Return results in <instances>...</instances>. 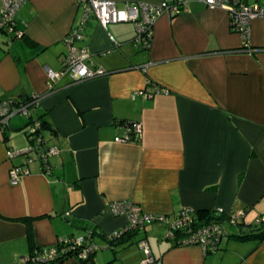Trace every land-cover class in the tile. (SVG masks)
Masks as SVG:
<instances>
[{
  "label": "crops",
  "instance_id": "crops-1",
  "mask_svg": "<svg viewBox=\"0 0 264 264\" xmlns=\"http://www.w3.org/2000/svg\"><path fill=\"white\" fill-rule=\"evenodd\" d=\"M110 1L121 6L173 0ZM245 1L264 10V0ZM76 2L26 0L15 26L33 46L0 33V97H41L32 117L42 116L44 145L58 150L48 160L49 171L39 161L26 163L24 155L8 160L7 150L29 148L27 121H9L7 131H0V264H19L31 254L27 218L33 220L34 248L82 237L81 224L103 236L125 229L127 217L109 209L115 202L169 218L183 208L243 213L228 230L247 232L264 217V18L251 22L249 52L231 30L228 13L199 0H188L175 17L158 18L143 49L134 46L129 23L105 30L90 17L77 45L87 47L91 63L107 74L76 84L64 79L47 93L46 69H61L64 39L80 16ZM140 90L152 96L133 98ZM126 122L141 124L139 139L115 143ZM24 164L28 173L12 184L11 166ZM154 233L146 227L132 239L146 240L154 264H264V241L225 240L220 251L206 254L199 246L174 247L166 238L151 244ZM94 243L105 245L100 236ZM112 253L97 252L86 264L144 259L136 243Z\"/></svg>",
  "mask_w": 264,
  "mask_h": 264
},
{
  "label": "built area",
  "instance_id": "built-area-1",
  "mask_svg": "<svg viewBox=\"0 0 264 264\" xmlns=\"http://www.w3.org/2000/svg\"><path fill=\"white\" fill-rule=\"evenodd\" d=\"M199 1L204 3L207 8L226 11L229 15L231 30L238 33L243 40V50L253 51L249 43L250 25L252 21L264 18V10L259 4H249L245 0ZM1 2L0 33L21 38L22 34L17 31L15 26V16L26 0H1ZM187 2L188 0H173L172 2H162L160 4L127 2L119 6L116 2L110 0H77L76 6L80 12V16L71 26L64 39L66 54L62 60L61 69L57 72L46 69L47 93L54 92L58 88V84L64 79L69 84H76L107 74L104 69L94 66L91 63V55L87 47L77 45V43L84 41L83 31L90 17L95 18L105 30L110 25L132 23L135 26L133 44L135 47L143 49L149 47L153 23L164 14L169 17L177 16ZM108 37L111 42L116 44L110 34ZM163 91L159 88L155 90V92L159 93ZM137 96L151 97L152 94L140 90L135 91L132 95L133 98ZM40 98L39 96H33L31 97V102L23 104V102L0 97V130L8 126L10 119L15 115H20L30 120ZM120 128L122 133L115 136V143L137 141L142 131L141 124L138 122L124 123L121 124ZM26 132L30 140L29 148L22 152L7 150V159L11 160L24 155L26 163L39 161L42 169L49 171L50 166L48 160L50 157L58 154L57 148L45 147L38 121L28 125ZM27 173L26 164L22 166H11L9 170L10 182L17 184L20 177ZM109 209L114 216L124 215L127 217V228L142 230L148 224H157L163 227L166 231L165 238L179 247L199 246L207 254L208 251L214 252L219 250L223 241H225V230L221 224L217 222L201 224V222H198L197 212L191 208L181 209L174 218L163 215L145 214L132 202H115L110 205ZM216 213L227 215L231 224H234L243 217V213L228 215L221 209H217ZM180 231H186L187 233L182 236L179 234ZM178 235H181V238H177ZM71 242L73 244H70ZM82 243V238H62L52 247L32 251L22 262L27 264H50L55 262L62 253H66L74 249L75 245L80 246ZM139 248L144 256L141 264H154L156 262L151 257L147 242H141ZM96 250L98 248L94 245L87 246L82 251L80 257L85 259L88 254Z\"/></svg>",
  "mask_w": 264,
  "mask_h": 264
},
{
  "label": "trees",
  "instance_id": "trees-1",
  "mask_svg": "<svg viewBox=\"0 0 264 264\" xmlns=\"http://www.w3.org/2000/svg\"><path fill=\"white\" fill-rule=\"evenodd\" d=\"M23 42L27 43L29 46H33V44L27 40V38L22 35L20 38ZM161 90H163V88H159ZM31 98H26L23 100H18V102H23V104H27L29 102H31ZM42 116H38V117H32L30 118V120H27V124H26V129L28 125H30L31 123L38 121L40 123V132H42L43 128H45V122L41 120ZM127 123V122H126ZM123 124V123H121ZM9 128V125L6 126L4 129L0 130L1 132H3V134L7 131V129ZM25 135L27 136V132L25 131ZM42 135V134H41ZM28 141L30 142L28 136H27ZM128 202V201H126ZM198 215V222H201V224L203 223H209V222H217L219 224H221L224 227L225 230V240L229 241V240H234V241H238V242H247V241H256L257 243H261L264 241V217H262L256 225H249L248 226V230L247 232L243 233V234H235V233H231L229 232L228 228L231 226H237L241 223V219L236 221L234 224H231L230 219L227 215L225 214H217L216 210L212 211V212H197ZM176 217V216H175ZM24 220V219H23ZM26 225H27V239L30 243L31 246V252L36 250V249H40V248H34L32 245V233H31V222L33 221L30 218H27L24 220ZM197 226H199V224H197ZM147 227V226H146ZM146 227H144L142 230L140 229H132V228H125L122 230H119L113 234H110L108 236H103V234H101L100 232H98L96 230V228L93 226H87L86 224H81V228L82 230H84V233L82 235L83 239V243L80 246L75 245V248L66 252V253H62L55 262L50 263V264H62L64 261L68 260V259H75L81 263H88L90 262L93 257L96 255V253L100 250H110L112 252H115V254H118L119 252L125 250L126 248H129L130 246H132L133 244H137V246L139 247V244L143 241L146 242L145 239H140L137 242H133V238L135 236H137L140 233H144V230L146 229ZM186 231H180L179 234L186 235ZM181 235H178L177 238H181ZM96 236H100V238H102L105 242V246L104 247H99L97 244L94 243V237ZM68 239H72V238H68ZM76 239V238H73ZM167 241H169L168 239H166ZM130 242V243H129ZM171 242V241H169ZM128 243L127 246L123 247L120 251H115V247L118 245H126ZM173 243V242H172ZM70 244H73L72 242ZM69 245V244H67ZM90 245H94L98 248V250L88 254V256L83 259L80 257L82 251ZM174 247H178L175 243H173ZM209 253H213L208 251L207 254ZM19 264H27V263H19Z\"/></svg>",
  "mask_w": 264,
  "mask_h": 264
},
{
  "label": "rangeland",
  "instance_id": "rangeland-1",
  "mask_svg": "<svg viewBox=\"0 0 264 264\" xmlns=\"http://www.w3.org/2000/svg\"><path fill=\"white\" fill-rule=\"evenodd\" d=\"M129 25L133 28L132 32H133V35L135 36V28H134V25L132 23H129ZM0 37H2V35H0ZM17 120L20 121V122H23V123H25V121H27V119L25 117L20 116V115L13 116L10 121H12V123H15V122H17ZM21 136L25 140L24 135H21ZM147 227H148V230H155L156 231V233H154L155 235L154 234L150 235L153 238V239L149 238V241H150L151 244H153V243L156 244L157 243V240H162V239L164 240L165 239V231L164 230L162 232V230L160 228H158L157 226H155L153 224H148ZM159 235H162V237H160ZM74 237L76 239H78L80 236H77L76 235ZM223 243H224V241H223ZM223 243H222V245H223ZM222 245H221V248L220 249H222ZM217 251H220V250H217ZM102 252H108L111 255L113 254L112 251H110V250H100V251H98V254L99 253H102ZM214 252H216V251H214ZM213 254H215V253H213ZM112 257H113V255H112Z\"/></svg>",
  "mask_w": 264,
  "mask_h": 264
}]
</instances>
